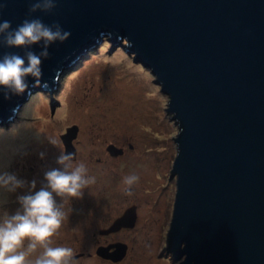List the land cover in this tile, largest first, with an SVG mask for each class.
<instances>
[{
    "label": "water",
    "instance_id": "obj_1",
    "mask_svg": "<svg viewBox=\"0 0 264 264\" xmlns=\"http://www.w3.org/2000/svg\"><path fill=\"white\" fill-rule=\"evenodd\" d=\"M35 2L0 0V22L15 28L39 18L71 35L42 58L47 87H33L29 77L25 93L5 99L0 92V123L37 92L52 114L54 79L102 40L108 55L123 42L168 97L177 126L166 252L179 264H264V0H55L50 11L29 13ZM43 47L0 43V57ZM135 220L131 207L113 229Z\"/></svg>",
    "mask_w": 264,
    "mask_h": 264
},
{
    "label": "rangeland",
    "instance_id": "obj_2",
    "mask_svg": "<svg viewBox=\"0 0 264 264\" xmlns=\"http://www.w3.org/2000/svg\"><path fill=\"white\" fill-rule=\"evenodd\" d=\"M122 46L123 42L108 55V43L102 40L63 71L50 90L57 105L52 114L47 95L37 92L12 120L0 123V173L26 181L16 192L0 190V220L20 208L17 197L27 194L33 180V191L39 190L44 173L59 167L56 160L65 152L64 141L70 142L73 163L83 162L96 182L80 198L64 202L67 215L49 238L53 246L90 252L99 240L97 230L135 206L134 226L116 237L127 244L121 264H179L165 250L175 196V178L169 172L177 126L166 112L168 97ZM130 174L139 176L131 196L122 184ZM56 200L63 203L60 197ZM42 250L38 247L27 259L34 260Z\"/></svg>",
    "mask_w": 264,
    "mask_h": 264
},
{
    "label": "clouds",
    "instance_id": "obj_3",
    "mask_svg": "<svg viewBox=\"0 0 264 264\" xmlns=\"http://www.w3.org/2000/svg\"><path fill=\"white\" fill-rule=\"evenodd\" d=\"M55 6V0H36L28 11H50ZM70 35V32L61 30L58 24L47 25L39 18H25L15 28H12L11 21L0 22V43L4 47L26 49L41 42L44 45L39 54L26 51L23 55L5 53L0 57V92L4 93V98L10 99L9 93H25L29 88V77L33 79V87H47L46 82L41 85L42 58L49 57L47 48L50 44L57 41L63 43ZM53 82L57 83L58 79ZM50 142L55 144L54 140ZM73 160L74 153L62 152L56 160L59 167L50 168L44 173V182L39 190L33 191L36 188L33 180L27 194L17 197L20 208L0 220V264H78L71 247L53 246L49 239L66 218L64 202L70 198H80L84 189L96 182L95 176L88 175L83 162L74 164ZM138 182L139 176L136 174L124 176V193L131 196L132 188ZM25 185L26 181L15 174L0 173V190L13 193ZM56 197H60L63 203H57ZM38 247L43 250L34 260H28L27 257L36 253Z\"/></svg>",
    "mask_w": 264,
    "mask_h": 264
},
{
    "label": "flooded vegetation",
    "instance_id": "obj_4",
    "mask_svg": "<svg viewBox=\"0 0 264 264\" xmlns=\"http://www.w3.org/2000/svg\"><path fill=\"white\" fill-rule=\"evenodd\" d=\"M111 150H109L110 152ZM122 153V151H121ZM118 153V154H121ZM114 155L113 153H111ZM135 207V206H132ZM131 208V207H130ZM127 210V209H126ZM125 210V211H126ZM121 213V215L115 217L113 220L108 219L106 226L100 228L98 231V238L99 240L97 241V245L94 246L92 250L89 251H79L78 249L74 250L75 252V259L77 261H82V260H92L95 263L99 264H121L122 261L126 258L127 256V244L119 241L116 239L117 235L120 234V232H124L126 229L130 228H121L119 230L113 229L114 222L121 217L124 212ZM93 236L95 237L96 235L93 233ZM115 236L114 238H112ZM119 244H125L124 251L123 246H119ZM105 249V251H103Z\"/></svg>",
    "mask_w": 264,
    "mask_h": 264
},
{
    "label": "trees",
    "instance_id": "obj_5",
    "mask_svg": "<svg viewBox=\"0 0 264 264\" xmlns=\"http://www.w3.org/2000/svg\"><path fill=\"white\" fill-rule=\"evenodd\" d=\"M106 43V42H105Z\"/></svg>",
    "mask_w": 264,
    "mask_h": 264
}]
</instances>
